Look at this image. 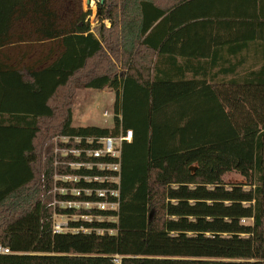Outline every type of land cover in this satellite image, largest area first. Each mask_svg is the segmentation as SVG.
Wrapping results in <instances>:
<instances>
[{
    "label": "trees",
    "instance_id": "1",
    "mask_svg": "<svg viewBox=\"0 0 264 264\" xmlns=\"http://www.w3.org/2000/svg\"><path fill=\"white\" fill-rule=\"evenodd\" d=\"M163 1L96 3V38L82 0H0V264H264V61L214 89L184 75L190 60L220 55V28L243 42L229 56L264 45V0ZM167 54L182 57L180 75H151ZM105 87L113 126H72L76 90ZM199 97L217 107H194ZM20 113L36 123L19 127ZM120 124L133 136L121 149L117 220L55 233L53 213L74 211L51 205L66 197L54 173L95 171L53 166V137L116 135ZM231 172L242 181H224Z\"/></svg>",
    "mask_w": 264,
    "mask_h": 264
},
{
    "label": "built area",
    "instance_id": "2",
    "mask_svg": "<svg viewBox=\"0 0 264 264\" xmlns=\"http://www.w3.org/2000/svg\"><path fill=\"white\" fill-rule=\"evenodd\" d=\"M94 0H91L92 6ZM104 117H114V113L103 112ZM120 122V115H118ZM132 130L121 128L116 135L102 137L82 135H56L52 139L53 166H67L69 170H92L94 174L78 172H55L54 181H60L62 185H55L53 190L64 196L62 199H54L51 205L71 213H53V231L61 232H90L91 228L83 226L72 227L70 221H116L120 205V172L121 149L125 142L132 140ZM98 183L99 185L79 186L75 183ZM87 210V212H80ZM97 211H110L111 214H100ZM61 218L62 220H58ZM97 233L108 232L113 234L114 229H95ZM0 252H9L0 246ZM114 262L120 263V257L115 256Z\"/></svg>",
    "mask_w": 264,
    "mask_h": 264
},
{
    "label": "crops",
    "instance_id": "3",
    "mask_svg": "<svg viewBox=\"0 0 264 264\" xmlns=\"http://www.w3.org/2000/svg\"><path fill=\"white\" fill-rule=\"evenodd\" d=\"M169 0H165L163 2H168ZM94 4V3H93ZM93 6V5H92ZM207 9H205V11L209 12L212 11L214 8L211 7V5L209 6H204ZM203 7V8H204ZM96 17H95V21L96 24L99 26V22L97 20V13L95 11ZM90 18V15L88 16ZM91 19H89L90 22V31L94 34V36L96 38H99L98 36V32L96 28V24L93 23V20L90 21ZM105 26H109L110 23L107 20L103 21ZM97 26V28H98ZM216 32V27L213 25L211 27V33ZM219 38H214L215 40H211V45L213 44H218V46L223 47L221 50L222 52L220 53V55H217L216 57H213V55H210L208 57H205L202 60H198V59H192L190 60V63H188V67L185 69V77L186 78H195V79H206L207 84L211 85V89H214L215 85L222 83V81H226L228 78L232 77L233 75H242L245 72H247L250 69H254L259 67V65L264 61V45H262L260 42H251L250 43V51H246V50H241L240 52H235L234 55H230L227 53L228 52V47H237L238 45H242V41H235V42H231L229 35L223 31V29L220 28L219 30ZM222 35V36H221ZM237 40V38H236ZM170 45L175 44V45H179V43H173L172 41L169 42ZM237 51V50H236ZM174 56L167 54L165 56H156L154 57L153 63L157 62V66L154 69L150 70L151 75L153 73L156 74H160V75H165V76H178L180 75V72L182 71V69H180V63H182L183 59L180 56ZM138 60H146V59H142V57H140V59ZM139 62V61H138ZM171 64V67L170 65ZM232 65L235 66L234 72L233 73H228L227 69L229 67L232 68ZM120 65H119V70H121V72L126 73L128 70L126 67H123L120 69ZM138 68H140L139 64H138ZM137 72H141L140 70H138ZM154 75V74H153ZM106 88V87H105ZM108 88V87H107ZM83 90V89H89L90 88H79L76 90V95L77 92L79 90ZM104 89V88H103ZM100 90V91H103ZM210 88H206L207 91H211ZM94 90V89H93ZM217 89H215L216 91ZM76 95L74 98V103H75V99H76ZM84 97H88V94L86 93L84 95ZM73 103V106H74ZM76 104V103H75ZM114 104V101L113 103ZM194 107L196 108H204V109H211V108H216L217 107V101L212 100V99H204V97H199L196 99V102H193ZM167 109H173L174 107L172 106V104H168L166 106ZM74 109L72 107V121L74 118ZM113 113V110L112 112ZM16 125H19V127H28L30 128V126H33L36 122V115L33 114H18V118H16ZM41 121V120H40ZM44 121V120H42ZM73 126V125H72ZM88 126V125H87ZM27 134V133H26ZM24 136V131L23 130H18V137H20V140L18 141L19 143H22L23 145L25 144V138H23ZM18 154L19 156H23V153L25 154V151L23 149L22 146L18 147ZM24 151V152H23ZM26 163H24L22 165V167L20 168V171L22 172L21 175H25L26 174Z\"/></svg>",
    "mask_w": 264,
    "mask_h": 264
},
{
    "label": "rangeland",
    "instance_id": "4",
    "mask_svg": "<svg viewBox=\"0 0 264 264\" xmlns=\"http://www.w3.org/2000/svg\"><path fill=\"white\" fill-rule=\"evenodd\" d=\"M96 1L94 0L93 6L86 3V0H82V5L84 10L90 11V21H95V11H96ZM97 24L96 28L97 29ZM88 94V97H84L85 94ZM115 100V93L109 88H104L103 91L93 90V89H81L77 92L75 103L73 106L74 109V118L72 121L73 126H87L94 125L100 127H109L113 126L112 117H104L103 112L107 111L111 114L113 110V101ZM226 182H239L242 181V178L239 174L235 172L227 173L223 177ZM62 220L61 218H57ZM248 222V221H247Z\"/></svg>",
    "mask_w": 264,
    "mask_h": 264
},
{
    "label": "water",
    "instance_id": "5",
    "mask_svg": "<svg viewBox=\"0 0 264 264\" xmlns=\"http://www.w3.org/2000/svg\"><path fill=\"white\" fill-rule=\"evenodd\" d=\"M97 3H99V4H102L103 2H104V0H95ZM90 2H91V0H86V3L87 4H90ZM98 11H97V6H96V13H97Z\"/></svg>",
    "mask_w": 264,
    "mask_h": 264
}]
</instances>
